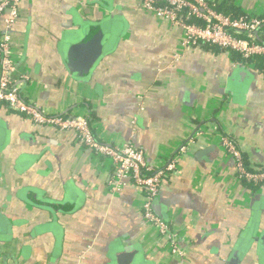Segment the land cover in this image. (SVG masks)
I'll return each mask as SVG.
<instances>
[{"label":"crops","instance_id":"crops-1","mask_svg":"<svg viewBox=\"0 0 264 264\" xmlns=\"http://www.w3.org/2000/svg\"><path fill=\"white\" fill-rule=\"evenodd\" d=\"M214 1L264 16V0ZM137 2L19 0L12 77L28 75L20 91L47 113L86 114L100 141L134 143L150 163L187 142L154 201L178 233L179 253L142 219L140 188L109 190L108 159L73 131L35 125L1 103L0 264H225L253 202L264 227V182L244 186L220 144L223 134L232 137L251 166L264 167V67L233 61L226 50L183 47L179 28ZM117 14L122 35L90 73L73 75L70 32L79 20ZM195 127L201 134L189 142ZM71 186L83 194L77 207L63 202ZM240 264H264V252L254 243Z\"/></svg>","mask_w":264,"mask_h":264},{"label":"built area","instance_id":"built-area-1","mask_svg":"<svg viewBox=\"0 0 264 264\" xmlns=\"http://www.w3.org/2000/svg\"><path fill=\"white\" fill-rule=\"evenodd\" d=\"M19 0H1L0 17L5 30L0 35V104L25 116L35 125H46L60 131H73L76 141L112 164L113 170L108 182L111 192L127 183L140 188L145 196L141 206L144 222L151 225L168 243L172 254L179 253L176 242L177 231L154 210L163 182L173 174L178 159L188 151L187 142L181 143L173 153L155 163L146 159L143 149L134 143L110 145L100 141L92 132L90 118L86 114H49L41 106L28 101L20 91L19 79L27 80L28 75L19 79L12 77L15 63L10 51V29L18 17ZM214 0H138L136 9L153 14L182 32L183 47L196 46L199 42L216 45L226 51L234 50L243 57H264V45L257 41L264 16L243 14L238 17L225 15L215 8ZM196 128V127H195ZM201 131L196 128L194 140ZM220 144L225 153L234 159L236 175L260 184L264 182V171H246L241 151L228 135H222Z\"/></svg>","mask_w":264,"mask_h":264},{"label":"water","instance_id":"water-1","mask_svg":"<svg viewBox=\"0 0 264 264\" xmlns=\"http://www.w3.org/2000/svg\"><path fill=\"white\" fill-rule=\"evenodd\" d=\"M123 17L120 14L101 17L96 21L79 20V28L71 31L66 43V65L75 76L81 77L91 72L102 59L108 48L112 46L124 32L121 27ZM83 194L75 188L68 187L64 203L78 206ZM44 206L52 205V200L40 199ZM155 209V208H154ZM263 210L257 208L256 202L251 205V217L240 233L235 245L230 250L225 264H240L248 250L256 243L260 254L264 252V227L260 229V219ZM155 212L159 214L156 210ZM2 227V226H1ZM130 249H125L128 253Z\"/></svg>","mask_w":264,"mask_h":264},{"label":"trees","instance_id":"trees-1","mask_svg":"<svg viewBox=\"0 0 264 264\" xmlns=\"http://www.w3.org/2000/svg\"><path fill=\"white\" fill-rule=\"evenodd\" d=\"M215 8L217 9V11L225 14V15H229L231 17H238V16H241L243 15L244 13L240 12L239 9L231 2V1H226L225 3L223 4H218L216 3L215 4ZM257 41L261 44L264 45V23L260 26L259 28V31L257 32ZM203 46V47H206V48H210V49H220V50H224L216 45H213V44H209V43H206V42H199L198 46ZM231 58L233 61H236V62H244V63H250L256 67H264V57L262 56H250V57H243L241 54H239L238 52L234 51V50H228ZM225 135V134H223ZM230 137V136H229ZM232 138V137H230ZM233 139V138H232ZM241 157H242V160H243V165L246 169V171H249V172H261V171H264V167H253L251 166L245 159L244 155H242L241 153ZM240 181L241 183L250 188L251 190H255L259 184L257 183H254L252 181H248L246 180L244 177H240ZM261 184V183H260ZM156 231V229H155ZM156 233L158 234V232L156 231ZM159 235V234H158ZM166 245L169 246V243L164 240Z\"/></svg>","mask_w":264,"mask_h":264}]
</instances>
